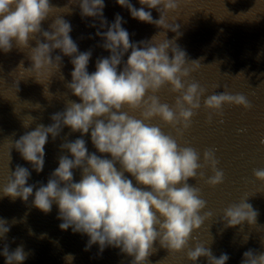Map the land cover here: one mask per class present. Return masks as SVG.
<instances>
[{"label":"clouds","instance_id":"obj_1","mask_svg":"<svg viewBox=\"0 0 264 264\" xmlns=\"http://www.w3.org/2000/svg\"><path fill=\"white\" fill-rule=\"evenodd\" d=\"M116 3L128 9L133 19L163 29L165 39L156 41L161 33L158 32L150 40L131 42L119 14L110 25L104 18V0H68V5H78L82 19L91 17L99 21L96 36L103 41L99 47L110 53L108 57L98 58L95 71L89 73L92 51L80 52L70 36L71 24L61 15H53L59 9H69L65 13H70L68 5L57 8L50 0H0V51L7 54L13 47L27 50L30 67L25 68L21 61L20 75L43 85L47 99L55 74L59 73V79L64 80L63 57H69L73 70L70 82L65 84L66 93L80 101L68 100L62 111L50 116V125L37 124L34 130L13 141L11 149L40 173L49 136L55 141L65 127L72 133H81L80 138L65 139L60 144L61 151L70 155L59 157L58 167L46 185L38 188L29 185L31 172L17 165L10 171L7 183L0 186V197L12 201L19 198L27 203L34 195L31 207L44 214L50 213L55 204L62 231L71 228L73 233L87 235L85 251L93 245L99 246L100 253L106 247L118 248L132 257L130 264H149L148 258L157 250L154 245L158 243L169 255L184 253L193 264L201 257L207 259V264H226L229 260L226 253L217 258L202 244L190 247L192 233L213 213L205 211L207 201L202 198L201 189L188 181L200 180L216 188L224 183L225 173L219 168L217 149L205 148L201 156L183 137L201 110L202 98L203 109L208 113L207 124L212 123L213 117L223 123L225 105L240 107L245 112L253 105L245 95L233 94L227 88L207 95L206 87L190 80L192 73L200 70L203 58H188L175 42L182 35L180 25H169L167 17L179 13L192 0H139L140 5L155 9L159 19H153L151 11H145L144 7L137 9L130 0H116ZM52 16L55 19L44 30L42 23ZM89 26L96 27L95 23ZM105 28L106 31L100 30ZM167 31L176 36L167 39ZM31 40L35 41V47L30 45ZM56 50L62 55L53 56ZM129 50L125 61L123 58ZM21 80L25 79L14 82L16 93ZM165 88L175 95L171 105L162 103L158 95ZM153 120H159L160 124H153ZM161 125L172 132L166 134ZM23 126L29 127L24 122ZM89 133L96 152L102 155L89 153L83 138ZM260 143L264 144V138ZM74 170L80 171L78 182L74 181ZM206 172L211 175L206 177ZM252 175L264 184V168L253 169ZM248 198L223 209L220 222L225 229L245 222L250 227L257 224L259 213L248 203ZM10 227L6 219L0 218V240L7 239ZM29 234H33L31 230ZM0 255L5 258V264H23L29 253L23 245L9 251L5 244ZM73 259L72 254L65 256L69 264ZM241 264H264V253L249 249L243 253Z\"/></svg>","mask_w":264,"mask_h":264},{"label":"water","instance_id":"obj_2","mask_svg":"<svg viewBox=\"0 0 264 264\" xmlns=\"http://www.w3.org/2000/svg\"><path fill=\"white\" fill-rule=\"evenodd\" d=\"M50 3L63 8L68 5V0H50ZM130 3L137 9L144 7L145 11H151L153 19H159L155 9L140 5L139 0H130ZM104 4L103 14L108 24L113 23L119 14L123 18L122 27L129 32L131 42L150 40L158 32L164 31L155 25L133 19L128 9L119 6L116 0H104ZM68 6L70 13H65L69 9H59L53 15H61L71 24L70 36L80 52L92 51L88 65V72L92 73L95 71L96 60L110 55L99 47L103 43L96 36L99 21L91 17L82 19L78 5ZM54 16L42 23L44 30L49 29ZM93 23L96 27L89 26ZM167 23L180 25L182 35L175 42L186 51L189 59L203 58L200 70L192 73L190 80L206 87L207 95L227 88L233 94L245 95L253 105L247 112L240 107L225 105L223 123L218 117H213L212 123L207 124L205 121L208 113L203 109L202 98L201 110L183 137L201 156L205 148L217 149L219 168L225 173L224 183L216 188L200 180L188 181L201 189L202 198L207 201L205 211L213 213L199 230L192 233L190 247L199 243L209 247L217 258L226 253L229 256L226 264H241L243 253L249 249L264 253V184L256 181L252 175L253 169L264 168V144L260 143L261 138H264V0H192L190 5L182 6L179 13H170ZM100 30L106 31V28ZM175 36L176 33L172 31L166 32L169 40ZM164 39L163 32L156 37L158 42ZM29 43L35 47L34 40ZM26 51L15 47L7 54L0 51V186L7 183L10 171L20 165L31 172L28 184H35L38 188L41 184L46 185L50 174L58 167L59 157L70 155L61 151L60 144L65 139L74 141L80 138L81 133H72L65 127L55 141L49 136L45 145V164L40 173L35 172L31 164L23 160L14 148L11 149L12 142L34 130L37 124L50 125V116L62 111L68 100L80 101L78 97L66 93L68 90L65 84L70 82L73 70L69 57H63L61 71L64 80L59 79V73L55 74L49 84L51 93H46L49 97L47 99L43 95V85L34 82V78L20 75L18 66L21 61L25 68L30 67ZM130 51L125 54V61ZM52 55L62 54L56 50ZM22 78L25 80L19 82V91L16 93L14 82ZM47 83L45 81V88ZM214 85L219 87L214 88ZM158 95L162 103H174L175 95L169 94L167 88L162 89ZM23 122L29 127L25 128ZM152 123L160 124V121L153 120ZM161 127L166 134L172 132L169 127ZM241 129L243 131H239ZM83 138L89 153L96 152L90 133ZM96 154L102 155L98 152ZM125 175L132 178L130 174ZM208 175L211 173L206 172V177ZM80 178V171L74 170V181L78 182ZM246 198L259 213L257 224L250 227L245 222L242 226L225 229L220 222L223 209ZM33 199L34 195L25 203L19 198L12 201L9 197H0V218L6 219L11 226L7 239L0 240V251L5 244L9 251L23 245L29 253L23 264H69L65 260L68 254L74 256L71 264H130L132 257L122 254L118 248L106 247L100 253L99 246L93 245L85 251L87 235L73 233L71 228L62 231L59 228L62 221L57 219V206L53 204L52 211L44 214L31 207ZM14 219L17 221L15 224L12 223ZM30 230L33 234H29ZM154 247L157 250L148 258L149 264H193L187 261L184 253L169 255L158 243ZM0 264H5L3 255H0ZM195 264H207V259L201 257Z\"/></svg>","mask_w":264,"mask_h":264}]
</instances>
